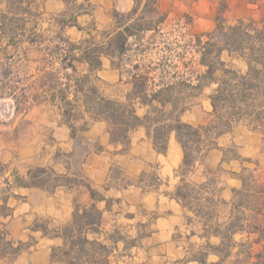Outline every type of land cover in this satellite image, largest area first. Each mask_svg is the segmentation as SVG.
<instances>
[{"label": "trees", "instance_id": "trees-1", "mask_svg": "<svg viewBox=\"0 0 264 264\" xmlns=\"http://www.w3.org/2000/svg\"><path fill=\"white\" fill-rule=\"evenodd\" d=\"M62 1L65 8L58 19L61 29L70 26L82 29L76 20L87 12L85 1ZM0 4L2 37L13 44L26 39L43 58L58 60L56 73L70 70L63 74L68 80L64 86L56 90L48 88L45 98L58 102L73 139L77 132L87 129L86 121L79 126L74 124L85 113L92 120L106 121L110 141L125 147L129 145L130 133L138 127L145 129L160 152L166 151L167 138L171 132L175 133L183 149V160L179 166L182 176L172 195L199 217L207 238H219L216 244L207 241L203 250L192 255L193 259L204 264H220L232 255L235 247L241 246L235 252L237 258L233 264H245L252 256L255 260L251 264H264V182L254 170L242 167L238 175L242 186L233 190L225 221L220 220L219 206L225 201L216 197L217 179L209 177L201 183L187 180L204 152L217 146L215 139L239 122L262 132L264 150V6L260 21L249 17L229 22L224 17L226 5L223 4L217 11L213 29L195 33L180 44L160 40L163 38L160 25L168 14L161 9L159 0H133L127 12H114L115 24L110 31L103 32L101 41L85 44L84 39L45 38L35 30L32 38H23L27 21L37 15L32 8L35 0H0ZM33 26L37 27L36 22ZM149 31L153 34L145 40ZM54 41L56 44L50 46ZM153 49L156 59L146 61V55ZM104 58L119 72V81L128 86L120 96L104 95L91 79V74L102 68ZM54 70L49 71L51 77ZM208 87L211 106L208 121L193 124L183 120L182 115L190 109L192 101ZM8 95L16 101L13 92ZM226 159L230 158L223 153V160ZM66 175L56 174L51 178L46 168L38 167L27 173V182L17 185L54 190L80 184L77 176H81V171L75 173L76 177ZM143 177L141 174L139 181ZM85 185L92 201L85 205L76 203L68 223L49 231L35 221L31 229L62 239L60 245L51 249L53 261L114 264L110 260L111 250L99 239L103 209L97 202L105 198L90 184ZM238 233L246 234L245 240L237 241ZM108 238L116 247L118 238ZM23 244L18 241L15 245L0 233V260L9 255L16 257ZM254 245L259 246L256 252ZM209 254L217 255L218 261L207 262Z\"/></svg>", "mask_w": 264, "mask_h": 264}, {"label": "rangeland", "instance_id": "rangeland-1", "mask_svg": "<svg viewBox=\"0 0 264 264\" xmlns=\"http://www.w3.org/2000/svg\"><path fill=\"white\" fill-rule=\"evenodd\" d=\"M82 1L87 4V12L78 15L76 20L82 29L75 26L61 29L58 19L61 18L59 13L65 8L64 2L55 3L50 0H35L32 8L37 12V15L27 21V28L21 36L32 38L35 30L41 32L45 38L63 36V38L69 37L72 41L84 39L86 40L85 44L97 43L103 39V32L110 31L113 28L115 24L114 12H127L133 6V1H131L130 9H125L126 3L124 0H78V2ZM251 1H254V3L250 8L252 11L249 16H254L260 21L259 9L264 6V0ZM223 4L226 5L224 17L229 21V17L225 14L228 8L227 0H217V11ZM160 7L168 14L165 22L160 25V32L163 37L160 40L162 41H175L182 44L193 34L209 31L215 26L217 11L215 17L211 19L205 16L203 11L207 10V4L199 2V0H168L167 7H164L163 4H160ZM1 8L2 4H0ZM236 11L237 8L233 10V12ZM34 22L37 24L35 29ZM152 34L151 31L147 32L145 40ZM54 44H56L55 41L50 46ZM36 48V46L31 47L26 39H20L18 44H13L0 34V90L3 92L0 95V233L5 238L12 240L15 245L18 241L23 242L24 244L21 245L23 250H28L32 245L40 246L42 243H39V234L31 229L35 221L47 227L49 231L59 229L64 224L57 223L54 217L37 215L36 210L42 205V201L37 194L33 196L35 191L32 189L38 187H24L17 185V183L27 182V173L29 171L34 172L38 167L46 168L47 175H50L51 178H55L56 174L63 173H66V176H74L77 171H81V176H77L80 184L75 187H82L88 191L85 185L88 183L105 198L103 200L104 210L109 212L102 219V233L99 239L103 240L111 250V262L121 264L120 261H124L131 264L134 261L132 257L137 253L136 249L132 247L142 245L143 237L147 233V226L143 219L153 218L157 212L147 211L142 205H132L129 202L131 199L126 196L105 195L103 190L91 184V181L83 172V162L88 154L97 153L104 149V146L97 139L91 138L85 132H77L71 150L60 144L56 137V126L59 125L60 121L65 122V120L58 102L49 101L45 98V94H47L46 91L50 87L56 90L64 86V83L68 80L63 74L65 72L70 73V70L56 73L54 69L58 67V60L43 58L41 52ZM155 51L153 49L146 55V61L151 58L156 59ZM178 51L180 49L176 52ZM50 70L55 71L52 77L49 75ZM91 79L94 80L104 95L120 96L128 88L126 84L119 81V72L111 68L109 60L106 58L103 59L102 68L91 74ZM9 92H13L16 101L8 95ZM209 92L210 88H205L203 93L192 101L189 111L183 117L184 120L193 124L208 121L211 111L207 97ZM139 112L141 111L139 110ZM85 121L88 129L93 120L87 113L74 124L79 126ZM241 124L247 125L244 122H239L226 134L217 137L215 139L217 146L215 147L221 149L222 153H226L230 160L240 163L241 167L253 169L255 174H257L256 169L264 172L262 132L258 131L260 158L256 156L247 157V147L242 142L240 134L236 133L237 127ZM247 127L254 130L248 125ZM139 135L140 132L137 130L131 133L132 139H137ZM80 136L82 137L80 138ZM253 140L255 141V138ZM127 148L128 146L125 147L121 144L119 151L124 152ZM49 153H52L54 162L45 163L43 158ZM216 159L215 155L213 157L210 154L208 160L209 164L212 165L204 161V164H208V166L205 165L207 178L214 177L217 179L221 171L228 167L219 165L214 168ZM110 169L109 177L104 185L105 189L111 186L122 189L136 184L141 185L145 191H149L163 182V177L158 174L157 164L155 163L151 164L148 170L141 172L137 178L127 175L125 169L117 163L113 164ZM176 172L181 178L179 167ZM141 174H144V177L142 181H139ZM189 175L187 180L195 182L196 180ZM219 187L218 179L215 188L218 189ZM39 188L49 192L56 190ZM83 193V190L77 192V201L73 202V208L76 203L85 205L92 201L84 197ZM4 198L7 199L6 203L3 202ZM99 202H97V206L101 209ZM227 215L228 208L223 206L220 212V220L225 221ZM110 236L118 238L116 247H113L111 240L108 238ZM235 239L237 241L245 240L244 236L239 234L235 235ZM239 248L241 246L233 249V253L229 258L231 261L236 260L237 255L235 252ZM257 250L258 247L256 246L253 251L256 252ZM138 257L143 258L144 256L139 254ZM13 258L15 257L11 258L9 255L8 258L1 259L0 264H14ZM254 260L255 257L252 256L245 264H251Z\"/></svg>", "mask_w": 264, "mask_h": 264}, {"label": "crops", "instance_id": "crops-1", "mask_svg": "<svg viewBox=\"0 0 264 264\" xmlns=\"http://www.w3.org/2000/svg\"><path fill=\"white\" fill-rule=\"evenodd\" d=\"M50 1L63 3L62 0ZM124 1L127 6V8L125 6V9H130L132 5L131 1L133 0ZM199 2L207 4V10L203 11L205 16L210 19L215 17L217 0H199ZM227 2L228 8L225 14L229 17V22H233L239 18L254 17L249 16L251 15L252 9L250 8L253 6L254 1L227 0ZM159 3L161 5L163 4L164 7L168 6V0H159ZM236 8L237 11L233 12ZM259 10L261 18L263 11L262 8ZM188 111L189 110L186 112ZM186 112L182 115L183 120ZM135 130L140 132V135L137 139H132L131 133ZM56 131V137L60 144L67 147L68 150H71L73 138L71 137L69 126L62 120L59 122V125L56 126ZM258 131L257 129H249L247 125L243 124L237 127L236 133L238 132L240 134L242 142L245 143L247 147V157L256 156L260 158L261 150L259 147ZM84 132L91 138L97 139L101 145L104 146L102 151L88 154L83 162V172L89 181H91V184L103 190L105 195L116 194L118 196H126L128 199H131L129 202L132 205H142L147 211L157 212L155 217L143 219L147 226V233L143 237L142 245H135L132 247L136 249L137 253L132 257L134 261H132L131 264H204L193 259L192 255L195 252L203 250L207 241L211 244H216L219 242V238L216 236L207 238L204 235L203 225L199 217L193 215L187 207L183 206L181 201L177 200L172 195L180 179L176 169L183 160V149L176 139L175 133L171 132L169 134L166 151L160 152L154 147L152 139L146 134L145 129L143 127H138L129 135L130 141L127 150L120 152L119 149L121 144L112 143L110 141L106 121L93 120L89 128ZM253 138H255V141ZM208 153L209 155H207ZM210 154L213 157L214 155L217 157L214 168L219 165L228 166L223 169L217 177V182L219 179L220 187L217 189L216 197L225 201V203L220 204L219 211L221 212L224 206L228 208L229 213L230 201L233 198V190L242 186V181L238 176L242 168L240 163L238 164L230 159L223 160L221 149L217 147L211 148L204 154V157L202 156L203 159L201 157V159L196 162L195 168L189 176L196 180L195 183H201L207 180L205 168L209 164L210 159L208 160V156H210ZM43 161L45 163L54 162L52 153L47 154L45 158H43ZM204 161L208 164H204ZM115 163L121 165L125 169V173L132 178H137L141 172L148 170L149 166L155 163L157 164L158 174L163 177V182L149 191H145L141 185L136 184L129 185L122 189L113 186L105 189L104 185L109 177L110 168ZM256 173L260 181L264 182V172L260 169H256ZM32 190L35 191L33 196L37 194L42 201V205L36 210L37 215L54 217L57 223L64 225L71 220L73 202L75 203L77 201L78 191L83 190L84 197H87L89 201L91 200L89 192L82 187L59 186L53 192L39 187ZM99 203L102 207L101 209H103V219L109 211L107 212L104 210L103 200ZM34 232L39 234V243L41 242L42 244L40 246L32 245L28 250L21 251L13 258L14 264H65L62 261H53L51 259V249L53 245H60L62 239L59 237L53 238L44 236L39 231ZM238 234L243 235L244 238L246 236V234ZM256 246L259 248L258 245H254V248ZM139 254L144 257L139 258ZM229 258L230 257L220 264H233V261ZM218 259L219 257L214 254H209L207 256V262H216ZM120 262L121 264H129L124 261Z\"/></svg>", "mask_w": 264, "mask_h": 264}]
</instances>
